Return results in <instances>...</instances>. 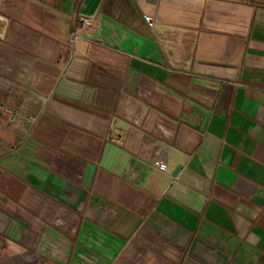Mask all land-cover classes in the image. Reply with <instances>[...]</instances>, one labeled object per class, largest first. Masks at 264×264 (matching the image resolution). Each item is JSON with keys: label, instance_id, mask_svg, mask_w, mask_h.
<instances>
[{"label": "crops", "instance_id": "obj_1", "mask_svg": "<svg viewBox=\"0 0 264 264\" xmlns=\"http://www.w3.org/2000/svg\"><path fill=\"white\" fill-rule=\"evenodd\" d=\"M4 249L264 264V0H0Z\"/></svg>", "mask_w": 264, "mask_h": 264}, {"label": "rangeland", "instance_id": "obj_2", "mask_svg": "<svg viewBox=\"0 0 264 264\" xmlns=\"http://www.w3.org/2000/svg\"><path fill=\"white\" fill-rule=\"evenodd\" d=\"M18 250L15 249L14 250H10V251H6L4 250H0V264H22L21 262H18V260H20V257L22 258L21 254H17L16 252ZM32 254V253H30ZM26 257V262H23V264H54L51 263V261L49 260V257L46 256H34L32 255H24Z\"/></svg>", "mask_w": 264, "mask_h": 264}, {"label": "built area", "instance_id": "obj_3", "mask_svg": "<svg viewBox=\"0 0 264 264\" xmlns=\"http://www.w3.org/2000/svg\"><path fill=\"white\" fill-rule=\"evenodd\" d=\"M147 21L154 23V19L151 16H146ZM93 25V18L92 17H84L83 18V25L82 27L75 28L70 35V43L74 44L78 39L83 36V29L90 28ZM156 165L162 169H167V163L163 159H159L156 161Z\"/></svg>", "mask_w": 264, "mask_h": 264}, {"label": "water", "instance_id": "obj_4", "mask_svg": "<svg viewBox=\"0 0 264 264\" xmlns=\"http://www.w3.org/2000/svg\"><path fill=\"white\" fill-rule=\"evenodd\" d=\"M179 169H180V167L176 170V172L174 173V175H176L177 174V172L179 171Z\"/></svg>", "mask_w": 264, "mask_h": 264}]
</instances>
